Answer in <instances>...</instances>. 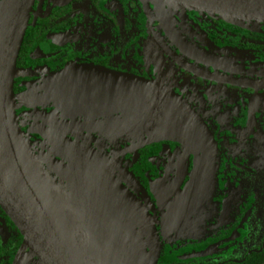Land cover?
I'll return each mask as SVG.
<instances>
[{"label": "flooded vegetation", "instance_id": "flooded-vegetation-1", "mask_svg": "<svg viewBox=\"0 0 264 264\" xmlns=\"http://www.w3.org/2000/svg\"><path fill=\"white\" fill-rule=\"evenodd\" d=\"M146 2L151 18L141 0H0V29L3 18L18 21L23 28L12 73L13 110L19 128L73 207L84 182L97 183L95 174L106 175L134 199L146 216L145 225L127 217L108 223L135 234L149 264L239 263L250 250L262 246L264 235L259 245L240 256L235 253L240 228L250 213L237 181L229 174L231 167L241 163L232 159L226 169L228 161L219 144L224 129L207 108L209 100L203 94L216 85L237 91L264 88L215 82L187 71L163 50L150 22L185 62L244 80H264V22L226 19L161 0ZM147 48L162 53L169 64L152 63ZM72 64L127 72L168 86L212 132L217 143L213 186L175 232L163 235L161 219L199 161L198 141L190 137L157 140L153 132L115 125L121 114L70 115L59 99L39 101L55 74ZM57 167L74 170L81 182ZM116 251L123 262V250ZM126 257L128 264H136L127 252ZM0 264H43L1 206Z\"/></svg>", "mask_w": 264, "mask_h": 264}, {"label": "water", "instance_id": "water-1", "mask_svg": "<svg viewBox=\"0 0 264 264\" xmlns=\"http://www.w3.org/2000/svg\"><path fill=\"white\" fill-rule=\"evenodd\" d=\"M198 13L226 19L264 22V0H161ZM150 17L146 0H141ZM151 18V17H150ZM163 50L187 71L206 79L247 88H264V80H244L196 68L178 57L152 27ZM18 21L3 18L0 29V206L43 264H149L141 240L118 226L115 217L145 225L146 216L127 192L106 175L84 182L73 207L27 144L13 110L12 73L22 39ZM39 101L59 99L70 115L121 114L115 125L150 131L155 139L190 137L200 157L189 181L161 219L169 235L186 224L208 196L216 172L217 143L202 117L177 92L156 81L98 66L69 65L55 74ZM79 182L74 170L57 167ZM81 182V181H80ZM94 237L92 236V234ZM116 248L123 250L120 261ZM250 250L243 260L251 252ZM238 260L237 262H242Z\"/></svg>", "mask_w": 264, "mask_h": 264}, {"label": "rangeland", "instance_id": "rangeland-1", "mask_svg": "<svg viewBox=\"0 0 264 264\" xmlns=\"http://www.w3.org/2000/svg\"><path fill=\"white\" fill-rule=\"evenodd\" d=\"M147 52L152 63L169 64L162 53H153L149 48ZM233 88L210 86L203 95L209 100L205 105L218 117V124L224 129L219 144L228 161L226 169L231 166L232 159L242 164L229 169L250 211L244 219L245 226L240 228L235 250L240 256L252 249L250 247L259 245L264 235V91H237ZM237 95L240 97L235 100Z\"/></svg>", "mask_w": 264, "mask_h": 264}, {"label": "trees", "instance_id": "trees-1", "mask_svg": "<svg viewBox=\"0 0 264 264\" xmlns=\"http://www.w3.org/2000/svg\"><path fill=\"white\" fill-rule=\"evenodd\" d=\"M258 249H261V247H258ZM229 264H264V249L262 251L251 252L242 262Z\"/></svg>", "mask_w": 264, "mask_h": 264}]
</instances>
